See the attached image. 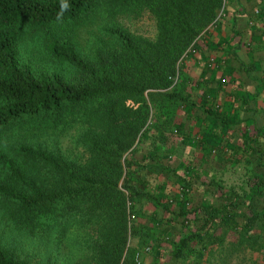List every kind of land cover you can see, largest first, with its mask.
<instances>
[{"label":"trees","instance_id":"1","mask_svg":"<svg viewBox=\"0 0 264 264\" xmlns=\"http://www.w3.org/2000/svg\"><path fill=\"white\" fill-rule=\"evenodd\" d=\"M227 1L0 0V132L26 125L54 132L72 121L81 124L76 157L41 145L19 144L13 157L0 149V213L30 234L54 231L60 239L73 231L71 255L39 264H142L136 252L143 251L155 261L164 252L184 260L205 239L189 225L190 214L195 223L202 210V226L219 213L232 224L235 213L241 215V199L264 194L260 182L240 194L231 185L224 190L209 173L206 186L213 194L216 186L223 190V202H191L193 180L208 172L194 174L188 163L169 162L191 143L208 157L215 156L213 149L231 147L219 139L233 122L219 109L216 87L194 80L185 63L196 51L206 71L222 68L208 57L217 46L207 37ZM97 8L112 14L147 9L156 33L144 38L112 28L121 46L89 60L52 27ZM22 26L39 29L52 58L72 65L80 78L21 63ZM0 264L33 263L0 244Z\"/></svg>","mask_w":264,"mask_h":264},{"label":"crops","instance_id":"2","mask_svg":"<svg viewBox=\"0 0 264 264\" xmlns=\"http://www.w3.org/2000/svg\"><path fill=\"white\" fill-rule=\"evenodd\" d=\"M235 1L228 5L227 12L216 25L218 31L215 33L219 34L213 36L212 33L211 38L207 37V40L216 41L214 45L218 49L213 50L218 62L216 65L227 71L220 68L215 71H193L194 80L205 78L209 80L206 85L216 87L219 109L230 115L233 122L232 128L219 139H226L231 147L213 149L215 156L208 157L203 155L200 146L191 143L186 146V152L191 172L215 173L222 189L231 185L240 194L244 188L249 189L258 182L264 185V0ZM225 33L229 35L224 37ZM225 63H228L227 68H223ZM229 154L232 156V179L237 180H231L227 185L220 173L229 166L225 162ZM201 177L200 182H192L191 202L205 204L215 201L220 205L224 200L223 190L219 192L216 186L213 194L206 186L208 178L204 175ZM195 188L199 191L195 192ZM219 193L223 195L219 196ZM236 211L241 215L235 213L232 218L234 223L225 224L224 214L219 213L209 226L201 225L205 216L202 210H199L201 222L198 225L193 222V214H190L189 225L199 227L201 237L205 239L194 244L191 252L185 255L184 264H264V194L241 199ZM244 223L246 226H243ZM208 233L214 239L207 240ZM225 235L227 245L223 244ZM139 256L142 264L163 263L162 257L160 263L158 259L156 262L151 251H143Z\"/></svg>","mask_w":264,"mask_h":264},{"label":"rangeland","instance_id":"3","mask_svg":"<svg viewBox=\"0 0 264 264\" xmlns=\"http://www.w3.org/2000/svg\"><path fill=\"white\" fill-rule=\"evenodd\" d=\"M234 1L235 0H228L225 9H220L218 14L223 16L227 12L228 5H232ZM52 28L61 36H69L79 53L89 60H94L97 54L106 55L108 52L114 51L115 48L121 46L119 37L110 30L112 28L125 30L133 35L144 38H152L156 33L155 18L147 9H141L136 12L128 10L122 13L112 14L104 8H97L92 13L77 21L67 24H56ZM19 31L18 57L21 63H28L35 70H56L72 80H78L80 78V74L72 65L52 58L44 47L42 40L43 36L39 29L22 26ZM217 31L215 27L210 32L209 38H211L212 33L213 36H217L219 34L215 33ZM220 33L222 35V30ZM227 35L229 34L225 33L224 37ZM216 49L218 48L215 47V49H211L208 53V57H210L211 61L215 60L213 50ZM197 58H199V55L198 52L195 51L193 56L185 61L187 71H206L202 68V62H196ZM227 65L228 63H225L224 68ZM222 71L227 70L222 69ZM126 102L130 105L133 104L130 99H127ZM188 123V120L185 121V126H188ZM80 132L81 124L79 121H72L64 128L56 129L54 132L32 127L30 125L15 127L12 130L0 132V149L8 156L13 157L16 156L14 148L19 144L41 145L48 149L59 150L67 157H76L81 152V145L78 143ZM173 132L177 134L176 129H174ZM179 139L180 138H178V140ZM229 158L227 156L225 160V162L229 164V166H227L229 170L225 169L226 171L220 173L227 185L233 180L230 166L231 155ZM179 161L189 164V155L186 150L179 155H173L171 160H169L172 165H177ZM2 174L3 169L0 168V176ZM203 175L208 178L209 172L208 175ZM174 186L176 188L175 184ZM170 187L171 185L168 188ZM194 191H199V189L195 188ZM176 222L177 223H172V226L175 225V227L171 228L170 231L175 235L179 227L178 220H176ZM200 222L201 221H196L195 223L198 225ZM71 236H73V231L69 234H65V236H62L60 239L56 236L54 231L30 234L25 230L15 228L13 224L0 213V244L14 249L20 256L30 259L33 264H39L44 261H57L60 263L61 259L64 258L66 254L71 255V250H69V243L72 241ZM223 244H228L227 235L224 236ZM160 255L163 260L162 264H169L172 262L174 264H184L183 260L178 258H174L176 259L174 261L171 260L172 258L168 252H164ZM159 259L158 262L160 263L161 261H159Z\"/></svg>","mask_w":264,"mask_h":264},{"label":"built area","instance_id":"4","mask_svg":"<svg viewBox=\"0 0 264 264\" xmlns=\"http://www.w3.org/2000/svg\"><path fill=\"white\" fill-rule=\"evenodd\" d=\"M136 257H139V253L138 252H136Z\"/></svg>","mask_w":264,"mask_h":264}]
</instances>
